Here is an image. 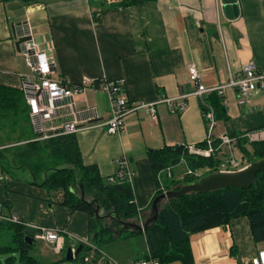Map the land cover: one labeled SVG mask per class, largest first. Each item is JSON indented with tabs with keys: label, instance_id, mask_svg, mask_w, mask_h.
I'll list each match as a JSON object with an SVG mask.
<instances>
[{
	"label": "crops",
	"instance_id": "0c3cea01",
	"mask_svg": "<svg viewBox=\"0 0 264 264\" xmlns=\"http://www.w3.org/2000/svg\"><path fill=\"white\" fill-rule=\"evenodd\" d=\"M118 1L0 0V85L20 90L23 77L31 73L13 32L15 27L20 36L24 27L41 48L46 42L53 43L58 73L72 85H81L85 78L93 79L98 87L102 79L124 80L130 103H156L157 121L144 111H133L125 117L127 132L111 134L106 124L111 117L110 99L100 88H90L75 96L73 103L63 104L49 124L55 132L68 122L84 124L83 111L97 108L100 120L75 134L83 160L97 166L107 179L115 175L119 160L128 159L135 173L136 200L145 210L133 222L140 225L152 217L150 207L157 193L150 150L196 147L209 138L222 139L215 134L217 123L226 131L225 137L264 140V91L245 100L235 87L226 88L223 95L217 93L226 116L211 127L188 74V65L194 64L201 74L200 83L214 89L228 85L230 73L238 74L248 62L264 73V0H237L239 15L232 20L226 17L222 0H150L126 7L117 5L127 0ZM182 96H190L185 99L187 110L172 113L164 100L181 101ZM24 125L25 138L36 141L31 121ZM64 199V190L41 186L27 169L8 171L0 162V201L5 211L26 225L27 236L34 234L35 244L41 241L35 239V227L64 229L67 233L60 251H52L41 241L60 256L69 249L76 253L90 240L87 214L75 212L68 220ZM112 215L106 222L124 230ZM7 235L9 243L12 231ZM191 247L195 264H251L264 244L255 243L249 220L242 217L198 234ZM47 249L42 247L38 253L45 256ZM147 253L148 249L143 255L138 252L131 264L143 261Z\"/></svg>",
	"mask_w": 264,
	"mask_h": 264
},
{
	"label": "trees",
	"instance_id": "16d2710c",
	"mask_svg": "<svg viewBox=\"0 0 264 264\" xmlns=\"http://www.w3.org/2000/svg\"><path fill=\"white\" fill-rule=\"evenodd\" d=\"M146 1L150 0H127L117 6L126 7ZM208 107L213 109L215 121L225 118L222 98L216 92L205 97L203 111L206 112ZM1 121L10 123L12 130L25 129L23 126L28 123L29 118L24 95L20 90L0 85V124ZM25 137L24 135L18 139L19 146L16 148L9 147L7 152L11 156L4 157L7 159L6 167L25 168L41 186L51 190H64L63 206L68 210V220L75 212H84L88 216L90 241L97 249L96 253L93 252L95 259L99 257L98 251L103 250V247L108 244L144 235L148 249L144 260L149 261L150 258H154L160 264L174 262L195 264L191 247L194 237L214 228L225 227L233 220L242 217L249 220L255 243L264 244V173L257 175V183L249 189L231 187L162 199L158 203V218L148 225L143 234L133 229L115 231L114 223H107L106 218L97 217L95 208L100 207L99 215L112 213L123 222H134L143 217L145 210L138 206L133 183L120 181L115 175L105 179L101 177L97 166L86 165L75 135H57L42 142ZM232 138H236V145L243 155L240 161L242 168L264 159V140L250 141L240 135ZM24 141L25 144H22ZM210 142L217 149L223 140L209 138L196 147L206 149ZM219 153L205 158L189 154V147L184 145L150 150L149 160L157 187L153 201L176 184H178L177 190L181 189L184 181L172 179L174 170L178 167L187 165L194 172L201 169L219 171V168L221 169ZM4 154L1 152L0 158ZM45 173H47L46 176ZM41 177H43L42 180ZM195 181L198 179L194 176H189L186 180L188 183ZM82 196H84L83 199ZM153 203L150 207L152 217L155 215ZM5 230L6 234H4ZM26 230L25 225L0 221V255L12 253L6 260L9 264L13 262L40 264L31 255V249L34 246L25 242ZM11 231L12 233L14 231V234L9 237L11 241L8 243L7 233ZM88 251L89 249L83 246L82 252L75 260L85 264L84 259ZM82 253L86 254L81 257Z\"/></svg>",
	"mask_w": 264,
	"mask_h": 264
},
{
	"label": "built area",
	"instance_id": "2783aa9c",
	"mask_svg": "<svg viewBox=\"0 0 264 264\" xmlns=\"http://www.w3.org/2000/svg\"><path fill=\"white\" fill-rule=\"evenodd\" d=\"M109 2H119L118 0H107ZM220 3V0H219ZM219 17V13H217ZM19 37L31 36L28 28H22ZM32 37V36H31ZM20 52L26 57L27 64L31 70L29 75H26L22 79L20 91L24 95V99L27 105V113L31 125L34 128L36 135V141H47L57 135H75L81 129L88 128L91 124L100 120V113L97 108L87 109L83 112L86 114V122L83 124L77 122H68L60 126L58 131H53V128L49 126L51 122L57 118L60 114V110L63 104L73 103L75 96L82 94L87 89L100 88L110 99L111 102V117L107 121L108 131L111 134H122L127 132V124L125 117L127 114L133 111H144L153 121H157L158 111L156 103H130L126 84L124 80L109 81L102 79L99 81V87L93 79L85 78L81 85H72L69 80L60 77L58 73V66L54 60V46L52 42H46V47L41 48L33 39L28 42H24L20 46ZM189 81L192 85L197 87L195 95L200 99L201 105L205 104V95L216 92L223 95L226 88H238L239 96L244 100L254 92L264 91V73H262L254 62H248L243 65L242 70L238 74L230 73V80L228 85L219 86L214 89H207L201 82V74L194 64L188 65ZM190 96H182L181 101L176 99H167L164 102L167 104L169 110L172 113L185 112L189 106L185 99ZM223 97V96H222ZM205 120L211 127L215 124V114L212 108L208 107V110L204 112ZM234 140L228 137L223 140V143L215 149L212 143L206 149L189 147V154L210 158L215 153L221 152L223 146H231ZM5 148L0 147V155ZM233 170L230 172L239 171L240 163L231 160ZM187 170L186 174L195 176L200 179L201 173H196L191 170L187 165L183 167ZM228 169V168H225ZM236 169V170H234ZM225 172V171H222ZM114 176V175H113ZM115 176L120 181L132 182L135 173L129 166V161L123 158L117 162V171ZM172 175L170 174V177ZM113 181V179H110ZM0 221L8 222L12 224H22L19 218L14 214H7L5 211L4 203L0 201ZM143 224V223H142ZM26 226V225H25ZM35 239L46 242L52 247L54 251H60L61 245L64 241V233H67L64 229H51L35 227ZM83 246L92 248V253L85 256V263L94 264H118L115 260L101 259L104 255L103 250L98 251V258L93 256V252H97L95 246L91 241H85ZM93 256L92 259L90 257ZM137 264H160V262L154 258H150L149 261L143 260ZM251 264H264V249L260 250L252 259Z\"/></svg>",
	"mask_w": 264,
	"mask_h": 264
},
{
	"label": "rangeland",
	"instance_id": "374dc122",
	"mask_svg": "<svg viewBox=\"0 0 264 264\" xmlns=\"http://www.w3.org/2000/svg\"><path fill=\"white\" fill-rule=\"evenodd\" d=\"M27 125H28V123H27ZM218 125L219 124L217 123V128L215 130V134L217 136H219L220 138H222L223 140H226L228 138V137H225L226 131L224 129H220L218 127ZM20 127H21V125H20ZM14 130H12L10 123L1 121V124H0V147L5 148L3 150V152L5 154L3 155V157L0 158V162L4 165H5V161H7V159H4V157L5 156L10 157L11 156L10 153L7 152V151H9V147L13 146L14 148H16L17 146H19L17 143L18 139L23 137L24 133L26 131L25 129H16L15 131ZM235 141L236 140H234V143H235ZM22 144H25V141L22 142ZM235 146L232 145L231 147H229L228 145H225V147L223 148L222 154L219 155V157L221 158V165H220L221 169L219 168V171H217V170L211 171L209 169H201V170L195 171V172L201 173V176H202L201 178H204L206 176H210V175H213L216 173H220L222 171L230 172V171H228V169H232L231 160L234 159L235 161L240 163V161L242 159L241 151ZM234 148H236V149H234ZM248 166H246V167H248ZM14 167L15 166H9V167L7 166L6 167V165H5V168L8 171L14 170ZM183 167L184 166H181V167L176 168V170H174V175H173V177L171 176L172 179H174L175 181H179V182L184 181L181 184V188L183 186H187V185L197 183V181L191 182V183L186 182L187 178L190 175L186 174L187 170H185ZM242 167L243 166H240L241 170L246 168V167H244V168H242ZM225 168H228V169H225ZM13 172H16V171H12V173ZM234 172H238V171H234ZM165 178L167 179V176H165ZM195 178H197V177H195ZM176 185H178V184H176ZM176 185L172 186L171 189H167L166 193L170 192V191L177 190ZM113 228L115 231L119 230L118 226L115 224L113 225ZM4 234H6V230L4 231ZM13 234H14V231H13ZM35 245L36 246H34V248H32L31 254L33 256L37 257V260L40 264H50L53 262H57L58 264H83V262H81L80 260H75V259L73 261H67L66 260L67 259V252H64L61 256L55 255L54 252H52L54 250L51 248L52 251H49L46 248V244L41 242V241H37V243ZM42 247L47 249V253L45 254V256H42L41 254L38 253V250ZM85 247H87L89 249V251L87 253L91 254L92 248L88 247V246H85ZM146 250H147V247H146V241H145L144 236L143 235H137L136 237L129 238L127 240H117L115 243H111V244L104 246L103 247L104 255L101 256V259L108 258L111 260H115L118 264H123L121 262L122 260H128L131 264L132 262H134L135 257H136L138 252L140 253V255H143L146 253ZM85 254L86 253H82L81 257H83ZM11 255H12V253H9L7 256H2L3 264H8V263H6V259L9 258ZM93 256H91L90 259H92ZM63 258L64 259L66 258V259L64 260ZM61 260H63V261H61ZM119 260H121V261H119ZM12 264H18V262H13ZM85 264H90V263H85Z\"/></svg>",
	"mask_w": 264,
	"mask_h": 264
},
{
	"label": "water",
	"instance_id": "95a60500",
	"mask_svg": "<svg viewBox=\"0 0 264 264\" xmlns=\"http://www.w3.org/2000/svg\"><path fill=\"white\" fill-rule=\"evenodd\" d=\"M223 8L228 19H234L239 15V7L237 4V0H222ZM19 26V25H17ZM15 40H16V47L17 50H20L21 44L24 42L30 41L32 38L31 36L26 37H19L18 33L13 28ZM259 173H264V159L251 163L248 167L239 170L238 172H220L210 176H206L201 178L197 181V183L183 186L180 190L170 191L161 196H159L153 203V209L155 215L151 217L149 220L145 221L143 224H135L133 222H123L121 221L118 216H115V223H118L124 230L133 229L136 230L138 233L143 234L148 225L155 221L158 218V203L162 199H170L174 197H182L184 195L190 193H204V192H211V191H218L223 189H228L231 187H236L239 189H249L254 184L257 183V175ZM84 196H82V199ZM100 207L97 206L95 208V213L97 217L103 218H111L113 219L112 213H108L106 215H99ZM122 230V231H124ZM25 242L29 245H34L35 240L32 237H25ZM83 250V246H80L76 253H73L71 249L68 250L67 254V261H73L76 256H78Z\"/></svg>",
	"mask_w": 264,
	"mask_h": 264
}]
</instances>
